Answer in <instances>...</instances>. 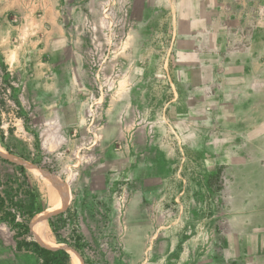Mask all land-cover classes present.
<instances>
[{"label":"rangeland","instance_id":"374dc122","mask_svg":"<svg viewBox=\"0 0 264 264\" xmlns=\"http://www.w3.org/2000/svg\"><path fill=\"white\" fill-rule=\"evenodd\" d=\"M179 4L0 0V264L46 213L69 264H216L264 220V93L231 107L225 50L185 76Z\"/></svg>","mask_w":264,"mask_h":264},{"label":"crops","instance_id":"0c3cea01","mask_svg":"<svg viewBox=\"0 0 264 264\" xmlns=\"http://www.w3.org/2000/svg\"><path fill=\"white\" fill-rule=\"evenodd\" d=\"M179 5L185 76L192 75V70L196 76L199 71L203 76L206 67L212 71L213 54L225 50L231 107L241 111L259 109L258 94L264 93V0H180ZM250 20L252 33L250 30L245 35ZM232 21L237 24L231 26ZM249 226V231L230 236L226 245L232 252L227 261L216 264H264V220H252Z\"/></svg>","mask_w":264,"mask_h":264},{"label":"trees","instance_id":"16d2710c","mask_svg":"<svg viewBox=\"0 0 264 264\" xmlns=\"http://www.w3.org/2000/svg\"><path fill=\"white\" fill-rule=\"evenodd\" d=\"M1 137H2V139H4L3 135H1ZM8 152L10 154L19 155L22 158H26V156H23V155L19 154L18 152H15L14 150H12L10 148H8ZM3 160L5 162H8V160H5V159H3ZM8 163H10V162H8ZM20 170H22L24 172L25 168L23 166H20ZM25 179H26V177H25ZM26 187H27L25 189L26 192L30 193V187H29V185L27 183H26ZM31 198H32L31 202H33V200L35 199V195L31 194ZM4 202H5V200L1 199V203L3 204ZM70 210H72V209L70 208L68 210V212H70ZM33 214L34 213L31 212L30 216L33 217ZM63 215H61V216H63ZM61 216L50 219V227H51V230L53 232L54 238L60 243H66V244H69V245H71L72 247H74L76 249H79L78 243L67 242V240L61 238V236L59 234V230L61 229V224H60ZM23 229L28 234L31 232L28 222H25L23 224ZM24 245L26 247L29 246L28 244H24ZM32 246L34 247V250L32 252H35L36 254H38V256L40 258L43 259V264H69L70 263V255L64 249L52 250V249H49L50 247L40 245L35 240H33Z\"/></svg>","mask_w":264,"mask_h":264},{"label":"bare ground","instance_id":"6f19581e","mask_svg":"<svg viewBox=\"0 0 264 264\" xmlns=\"http://www.w3.org/2000/svg\"><path fill=\"white\" fill-rule=\"evenodd\" d=\"M1 151H2V147L0 145V152ZM9 156L11 157V155H9ZM56 202H57L56 198L53 195H51V198L49 201V203H50L49 208H54L56 205ZM46 215H48V213H46L45 215H37L34 218L32 226H31V230L33 232V235H34L36 241L42 246H47L49 243H51V241L48 238L49 236H47V232H46L47 228L45 227L46 226L45 224H47V223H45L46 222ZM73 260L77 264L75 256L73 257Z\"/></svg>","mask_w":264,"mask_h":264}]
</instances>
